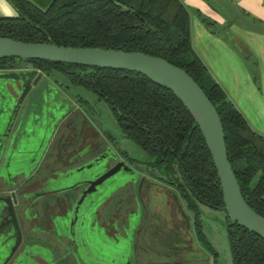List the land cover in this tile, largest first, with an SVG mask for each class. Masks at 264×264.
<instances>
[{"label": "trees", "instance_id": "obj_1", "mask_svg": "<svg viewBox=\"0 0 264 264\" xmlns=\"http://www.w3.org/2000/svg\"><path fill=\"white\" fill-rule=\"evenodd\" d=\"M220 0H204L211 8ZM15 13L0 15V36L56 45L139 50L185 70L216 109L227 161L242 199L264 216V134L249 126L224 94L189 43L187 9L179 0H8ZM205 26L214 20L195 10ZM17 57H1L0 68ZM105 100L125 137L151 159L141 161L148 175L170 184L193 216L197 236L214 254L199 229L197 203L222 207L218 178L199 127L171 89L132 70L24 59ZM230 264H264V240L226 217Z\"/></svg>", "mask_w": 264, "mask_h": 264}, {"label": "flooded vegetation", "instance_id": "obj_2", "mask_svg": "<svg viewBox=\"0 0 264 264\" xmlns=\"http://www.w3.org/2000/svg\"><path fill=\"white\" fill-rule=\"evenodd\" d=\"M9 64L0 70L36 69L48 78L65 100L72 103V108L51 123L50 133L40 148L34 146L31 151L34 153L33 161H29L24 154L27 151H22L18 143L13 142L14 146L6 151L5 141L0 139V199L7 201H0V206H12L14 221L19 227L18 243L2 264H116L122 261V264H172L161 256L142 258L139 255L138 248L145 245L140 242L138 229L144 226L146 207L135 204L134 184L129 188L134 205L131 208L102 206L107 198L102 195L90 206L84 221L77 212L74 219H70L78 191L85 186V183L69 186L73 175H76L73 171L75 166L95 158L96 161L90 163L86 170L90 175L104 170V162H110V165L122 160L130 167L129 171L133 168L138 171V167L123 153L109 150L106 140H102L94 128L91 127L87 142L82 139L80 132L84 120H81L77 99L70 98L66 88L49 72L23 58L10 60ZM5 87L9 90V93L2 90L5 95L16 97L9 85ZM4 94H1L2 102L6 98ZM23 160L25 169H15ZM99 161L101 164H96ZM117 179L122 184L136 181L130 173ZM87 203L83 200L79 206H87ZM137 214L141 223L137 222L132 228V218Z\"/></svg>", "mask_w": 264, "mask_h": 264}, {"label": "water", "instance_id": "obj_3", "mask_svg": "<svg viewBox=\"0 0 264 264\" xmlns=\"http://www.w3.org/2000/svg\"><path fill=\"white\" fill-rule=\"evenodd\" d=\"M1 57L36 58L52 62L130 69L144 74L159 86L171 89L172 94L182 102L199 127L205 147L209 151L221 191L223 214L264 240V216L256 213L242 199L236 177L226 159L223 129L218 113L198 83H195L185 70L156 54L139 50L56 45L49 41H22L5 36H0ZM6 85L16 93V97L10 94L11 98H7V102L2 103L0 108V139L5 141L6 151L8 147L14 146L13 142L18 143L22 151L32 145L40 148L42 141L50 133L51 123L58 121L70 110L72 103L65 100L61 92L50 84L48 78L34 68L0 70V90L5 89L9 93ZM93 161L96 159L73 168L76 175H73L69 186L80 183H85V186L78 191L77 199L71 207V220L76 212L81 221L85 220L90 206L96 199L104 195L108 187L118 183L117 177L113 176L119 170L127 171L132 177L139 174L134 168L129 171V166L122 160H117L97 174L90 175L86 170ZM25 163L23 160L15 169H25ZM96 164L100 165L101 162ZM96 164L93 166L95 169ZM83 200L88 202L87 206H79ZM0 201L7 202L2 199ZM14 219L12 206H0V264L10 256L19 240V227Z\"/></svg>", "mask_w": 264, "mask_h": 264}, {"label": "rangeland", "instance_id": "obj_4", "mask_svg": "<svg viewBox=\"0 0 264 264\" xmlns=\"http://www.w3.org/2000/svg\"><path fill=\"white\" fill-rule=\"evenodd\" d=\"M49 74L60 81L61 86H67L70 91L68 92L69 97L77 99L81 120H84L80 132L83 135L82 139L87 142L86 138L90 136L92 133L90 131L94 128L101 139L106 140L110 147L109 150L123 153L131 163L138 167L140 174L133 177L136 181L130 182L129 180L130 184H122L120 181L107 188L104 192V197L107 196V198L102 206H128V208L134 206L130 197L131 189H129L131 184H134L132 192H136L135 204L146 207L144 226L138 229L140 242L146 247L144 246L145 249L144 247L138 248L139 255L142 258L161 256L172 264H230L225 240L226 216L222 208L197 203L196 216L200 222L199 229L203 232L204 239L215 250L214 254H211L195 233L192 211L182 203L178 192L172 185L146 173L147 168L141 161L149 160L151 157L133 139L124 136L105 100L96 97L97 95L91 89L77 85V83H70L54 68L49 70ZM109 163L104 162L103 169ZM124 175H127V171L119 170L113 177L121 176L122 178ZM139 218V214L132 218V228L137 222L141 223ZM129 232L132 235L130 230ZM122 263L123 261L116 264Z\"/></svg>", "mask_w": 264, "mask_h": 264}, {"label": "crops", "instance_id": "obj_5", "mask_svg": "<svg viewBox=\"0 0 264 264\" xmlns=\"http://www.w3.org/2000/svg\"><path fill=\"white\" fill-rule=\"evenodd\" d=\"M179 1L188 11L189 43L196 55L249 126L264 134V0H220L216 9L204 0ZM195 10L214 20L215 31ZM14 13L8 0H0V15ZM2 93L0 108L9 98L4 94L2 102ZM33 148L25 149L29 161L34 160Z\"/></svg>", "mask_w": 264, "mask_h": 264}]
</instances>
